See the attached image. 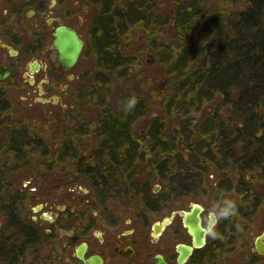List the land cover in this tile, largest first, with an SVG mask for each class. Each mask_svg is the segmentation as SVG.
<instances>
[{"label": "flooded vegetation", "instance_id": "af4514ba", "mask_svg": "<svg viewBox=\"0 0 264 264\" xmlns=\"http://www.w3.org/2000/svg\"><path fill=\"white\" fill-rule=\"evenodd\" d=\"M125 1L131 0H0V84L37 85V92L47 96L42 103L62 101L53 93L77 77L72 70L85 54L103 4ZM58 26L74 29L84 42L69 68L58 60L54 47ZM243 135L242 147L235 150L238 157L229 160H248L241 153L252 146L260 145L264 153L263 140ZM79 145L56 141L48 156H23L29 149L10 148L21 154L24 165L19 173H0V264H215L222 247L223 264H264V252L255 247L257 235L249 245L245 230L236 231L231 224L239 209L234 218L216 225L213 236L209 210L199 203L205 242L194 246L184 221L193 202L171 204L165 197L181 195L188 185L177 176L167 179V170L155 161L164 157L81 155ZM254 159L235 165L236 170L246 177L249 171H263L264 155ZM149 170L159 173L152 188ZM8 176L19 181L9 182ZM22 177L28 184L21 185ZM165 217H170L168 223H163ZM178 244L190 246L191 252L179 251Z\"/></svg>", "mask_w": 264, "mask_h": 264}, {"label": "rangeland", "instance_id": "374dc122", "mask_svg": "<svg viewBox=\"0 0 264 264\" xmlns=\"http://www.w3.org/2000/svg\"><path fill=\"white\" fill-rule=\"evenodd\" d=\"M177 1L182 3L189 0ZM191 1H198L199 5L201 3L205 9H210L214 15L222 19L223 33L230 31L228 22L230 21V12L244 6V0ZM172 2L174 0L161 2L160 0H149L148 2L131 0L103 4V14L113 20L112 27L114 30L111 31V34L118 36L116 41L118 44L120 43V46L125 45L123 55L128 67H130L127 71L128 75L119 76V80L112 81L110 85L108 82L106 86H108L110 94L106 97L113 108L118 106V92L122 90L138 87V91L145 92L147 97L151 98L148 102V114L133 126L131 134L133 136L144 134L146 131L144 121L152 116L165 119L166 130H171L168 133V138L175 135L172 141H168V145L172 147L168 152L172 154L162 160L155 161L161 162V167L167 170V179L171 178L174 181L179 177L183 181V185L185 186L186 183L188 186L182 187L184 191L181 195H166L165 197L169 198L167 203L197 202L204 205L208 211L218 199L230 198L236 203L237 210L239 209V218H235L236 221H232L231 224L236 231L242 228L245 230L243 235H247L250 239L249 245H251L253 238L264 229V170L249 171L248 177H246V174L236 170L234 162L230 163L231 160L225 156L222 157L219 153L222 144L216 146L217 142H211L210 137L214 134L213 137L218 139L219 133L226 134L228 138L226 137L224 142L228 144L230 141L228 139L234 136L232 131L234 125L243 127L248 122L247 115L251 113L253 122L256 121L260 124L252 127V131L256 136H262L264 141V98L262 102L257 101L256 107L247 108L245 106L242 108L246 110V115H241L244 110L237 107L236 99L232 95L214 92L212 99L204 98L199 106L191 110L187 109V111L181 109L180 112H176L177 114L173 118L171 115L168 116V112L163 110L155 95L161 90L167 91V88L169 90L172 84L169 85L167 79L160 76L161 70L159 75L154 65L152 70H149L148 65L155 62L157 51L163 53L168 45L172 50L177 49L176 44L182 48L187 47L186 43L190 38H184L182 41L180 36H176V31L173 28L167 24L159 23L168 18L169 13L172 12ZM143 4L146 7H142ZM136 5L139 6L140 13L144 15L143 20L129 26L126 25L125 28L123 25L121 27L119 16L123 15L129 7ZM130 26L132 27L130 28ZM89 38L90 35L87 36V45ZM149 53L154 57L152 62L148 61L150 59ZM95 65L96 59L93 53L90 48H86L80 64L72 70L77 77L69 81L67 87L61 88L62 91L53 93V96L61 97L62 101L54 98L55 101L52 104L41 102L42 98L47 96L37 92V85L13 84L11 82L0 84V173L9 174L11 171L8 170V167L17 160L16 155L10 151L11 146L15 149H29V152H24L23 156H48L49 149H53L56 141H78L83 147L78 148L77 154L83 155V151L87 155L92 154L97 141L94 136L95 132L92 131L88 122L96 119L97 114L94 110L96 108L87 101L86 103L83 100L81 102L78 91L81 87L84 89L82 85L91 82L90 76L96 73ZM150 73L153 77L152 82H150ZM102 77L104 78V76ZM152 97L155 100H152ZM204 120L206 121L205 127L201 128V122ZM161 127L164 126L161 125ZM215 131L216 133H214ZM21 133L25 139L12 140L13 134L19 137ZM180 134L182 139L189 137L183 143L184 149L178 143ZM219 141L222 139L220 138ZM238 141L231 142L235 146V150L242 147L240 142L243 140ZM19 146L21 148H17ZM235 150L230 151L235 153ZM237 154L234 155L238 157ZM170 164H173L172 169ZM262 165L264 166V162ZM231 166L232 170L229 172ZM259 167L262 168V166ZM149 173L151 175L147 180L151 182L150 188H152V183H157L160 180L158 179L159 173L154 175L151 170ZM183 173H186L187 177H184ZM11 177L13 176H8L9 182L19 181ZM165 178L161 180L163 184L166 182ZM22 179L21 185L28 184L29 181L26 177H22ZM174 185L177 184L174 182ZM247 185L249 187L246 188ZM246 192L250 194H245ZM150 202L154 203V201ZM262 202L263 204H261ZM250 204L255 205L250 206ZM234 216L231 217L234 218ZM208 239H212L210 234H208ZM225 250L222 247V250L217 252L215 264L224 263Z\"/></svg>", "mask_w": 264, "mask_h": 264}, {"label": "trees", "instance_id": "16d2710c", "mask_svg": "<svg viewBox=\"0 0 264 264\" xmlns=\"http://www.w3.org/2000/svg\"><path fill=\"white\" fill-rule=\"evenodd\" d=\"M172 3V12L169 13L168 18L159 23L173 28L176 36H180L182 41L184 38H190L186 43L187 47L182 48L176 44L177 49L172 50L169 48L170 45H164L167 46L164 52L157 51L155 62L148 65L149 70H152L154 65L159 75L161 70L160 76L165 77L169 85L172 84L169 90L168 88L167 91L161 90L155 95L163 110L168 112V116L171 115L173 118L181 109L187 111L199 106L204 98L212 99L214 92L232 95L240 109L245 106L253 108L258 102H262L264 98V0H244V6L231 11L228 33L222 31L224 25H221L222 19L214 15L210 9H205L201 3L199 5L198 1L189 0L179 3L176 0ZM143 6L146 7L145 4ZM143 17L139 6L136 5L126 9L124 14L119 16V20L121 27L123 25L125 28L126 25L143 20ZM112 24L111 17L104 14L95 21L94 32L90 35L86 48H90L96 59L94 68L96 73L90 76L91 82L82 85L84 89L81 87L78 91L81 102L87 101L96 108L94 109L97 114L96 119L88 122L92 131L95 132L97 141L91 155L169 157L172 153L168 151L172 147L168 145V141H172L175 135L168 138L171 130H166L165 119L151 116L144 121L146 125L144 134H136V136L131 134L133 126L148 114V102L151 98H148L145 92L138 91V87L119 91L116 108L112 107L106 97L110 94L106 86L108 82L110 85L112 81H118L119 76L128 75L127 71L130 68L123 55L125 45L120 46V43L116 41L118 36L111 34L114 30ZM152 79L150 73V82ZM153 90L156 89L153 88ZM131 97L137 100L135 107L124 111V101ZM152 100L155 99L152 97ZM242 110L244 112L241 115H246V110ZM250 114L247 115L248 122L243 127L234 125L232 129L234 136L228 139L230 140L228 144L224 142L226 134L219 133L218 139L213 137L214 134L212 137L209 136L211 142H217L216 146L222 144L221 150L218 148L222 157L225 156L228 159L235 157L234 154L237 152L230 151L235 150L231 142L243 139L244 133L249 140L263 139L262 136L259 137L253 133L252 127L260 124L253 122ZM205 122V120L201 122V128L205 127ZM179 137V146L184 149L183 143L189 137L182 139L181 134ZM11 138L14 141L25 139L22 133L19 137L13 134ZM220 138L222 141H219ZM262 149L260 145L252 146L247 152L241 153L242 156L249 157L248 160L243 162L231 159L230 163L234 162L235 165L241 166L245 162L252 163L255 161L254 158L264 155L260 151ZM15 155L16 162L8 167L10 173H19L20 167L24 165L23 161H19L21 154ZM172 165L170 164L171 169ZM183 175L187 177L186 173Z\"/></svg>", "mask_w": 264, "mask_h": 264}, {"label": "water", "instance_id": "95a60500", "mask_svg": "<svg viewBox=\"0 0 264 264\" xmlns=\"http://www.w3.org/2000/svg\"><path fill=\"white\" fill-rule=\"evenodd\" d=\"M54 47L58 53V60L63 63L65 68L73 66L82 51L83 40L77 34V32L66 26H58L54 33ZM150 59L149 62L154 60L151 53L148 54ZM194 208L191 212H186L184 216L185 225L188 228L194 246H201L205 242V229L201 225V218L199 212L201 210V205L197 202H193ZM170 217H165L162 219L163 223H168ZM158 229V228H157ZM264 231L255 237V247L258 251L264 252ZM177 249L179 251H184L185 254L191 252V247H184L182 244H178Z\"/></svg>", "mask_w": 264, "mask_h": 264}, {"label": "clouds", "instance_id": "9594fccd", "mask_svg": "<svg viewBox=\"0 0 264 264\" xmlns=\"http://www.w3.org/2000/svg\"><path fill=\"white\" fill-rule=\"evenodd\" d=\"M137 100L135 97L127 98L124 101V111H129L135 107ZM237 211L236 203L230 198H221L214 202L213 207L209 210L207 224L210 234L215 236L214 231L216 225L221 219H227L234 216Z\"/></svg>", "mask_w": 264, "mask_h": 264}]
</instances>
